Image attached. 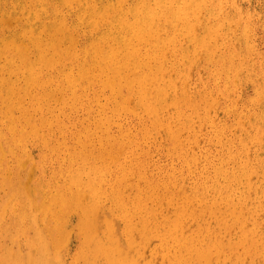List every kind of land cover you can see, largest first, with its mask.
Here are the masks:
<instances>
[{
  "label": "bare ground",
  "instance_id": "6f19581e",
  "mask_svg": "<svg viewBox=\"0 0 264 264\" xmlns=\"http://www.w3.org/2000/svg\"><path fill=\"white\" fill-rule=\"evenodd\" d=\"M2 1H1V3H2ZM31 1L33 2V0H31ZM37 1L39 3L41 2V0H37ZM43 1L44 0H42L41 4L43 3ZM69 1L70 0H63L64 3H68ZM71 1H74V0H71ZM152 1H154V4H151V2H149L148 0L147 1L146 0H135L134 1L135 4L132 3V6H133L132 10L134 13V19H128L130 17L126 18V15H125L126 11L124 13H122L124 11V9H122L123 10L122 12L118 9H114L113 8L114 4L111 7V5H110L111 1L109 0V4L104 6L103 11H105V12L111 11V12L109 14L105 15V13L102 11L105 16H103V14L100 13L101 14L100 17L102 16L101 17L102 19H103V17L104 18L106 17L108 19V22H107V19L106 20L104 19L106 21V22H104L105 26L103 25L105 28H102L101 33L97 37V40H99L98 38L102 37L99 41V42H101L100 44H102V45H103V43H105V45H106L107 41H113L114 46L112 47L111 52L106 51V47H104L105 45H103V48H101L99 46L100 44H98V42H96V43L94 41H93L94 43L90 42V40L92 39L91 38L90 40H88V43H86V46H85L84 50L82 51L84 55L82 57V60H80L81 62L77 63L78 64L77 65L78 66L77 72H74L72 70L71 72L67 73L65 76L63 75L64 77L62 78V84L60 82H58V79H56L55 77L54 78L50 77L47 74V71H49L50 69H51V71L53 69H55L56 63L58 64L59 60L57 61V58L55 59L52 56H48V55L44 56V53H46L47 51L44 52L46 48L44 49V51L43 50L41 51V46H42V43H41L42 40L41 39H43V38H41V32L43 31L42 29H45V27H43L41 29L42 30L41 32L39 31V29L37 30V28H34L35 25L33 26L32 24L35 21V19H37V15L32 13L30 7L25 6L26 8H29V11L25 10L23 16L25 15L28 19V24L26 26H28V25H30V26L26 27L24 29L28 30L33 35V37H34L33 41H35V43L34 42L33 43H34V45L35 44L38 45V47L37 46H35V47H37L39 54H41V53H43V54H41L40 56H37V58L34 61H33V59L30 58L33 61V63L32 62L29 63L30 61H28L26 59L24 52H23V54H21V52H19L17 50V48L19 46L17 44L15 45L16 42H14V43L12 42L13 44L12 45L10 44V45H11V47L13 46L12 47L13 50L11 51V53H9L10 56L9 57L7 56L8 57L7 62H8L9 70L10 69L14 70V68L16 66H19L20 63H22V62L23 63L26 62L27 64L28 63L30 64V65L28 64L27 68H26V66H25V68H24V66L22 67L24 69L19 68L18 71L21 69L20 74L22 73V75L24 76L23 78H24L25 84L23 86L25 87V89H23V90H26V92L27 91L30 92L31 90L33 91V87L36 89V93L33 94V99H35L34 101H35L36 110L39 113L40 112H42V113L50 112L52 110L53 103L59 101L61 103L60 106L62 108L63 107L67 108L70 112L71 111L72 112L78 111L79 109L78 110H76V109L79 106V107L87 110L89 113L96 111V110H99L104 114V116L101 118L100 123L97 122L98 125L96 123L92 124L93 129L91 128L90 125H88L86 120L80 121L82 123V125L80 126V128L77 131H73V132H70L67 127L61 126L59 130L61 131V134H63V137L68 139V143L72 142L71 145L66 144L65 147H61L60 145L63 143H66V142H59L58 140L56 141V143L53 141L47 142L46 141V140H48L47 137H45V136L43 137V135L41 136L39 134V131L41 129L38 130V127L39 128L46 127L47 122L45 119H42L39 121H32L31 117H33V116L35 117L36 112L34 113L33 116H31L28 109L25 108V109H23L22 115L20 117H16L14 115L15 109L19 107V105H18L19 102L15 98L17 92L14 93V84L12 83L13 80H10V79L6 80L4 78L0 79V189H2L4 191V196L0 197V264H63L62 262H64V261H61V260H63L62 258L60 259V257H62V255L61 256L59 255V254H61L59 250H61V248L63 249V247H65L67 245V237L68 236H67L66 227H68V226H66V224H67V219H69L67 217H68L69 213L75 209L80 211L79 212L80 218H79L78 230H79V235H80L79 237L81 239V244H80V248L77 252V260L78 261L82 260L81 261L82 264H97V261L99 259H102L103 261H105L106 264H140V263H142V262H139L140 261L139 260L140 256L138 257L139 251H138V253L136 251H134V256H130V254H129L130 252L132 253V250H134V248L136 246L134 241L138 240L135 238L133 241V239H132L133 231L136 228H137L136 230H139L142 232V235H144L145 240H148L151 236H154V235H158L162 238V240L165 242V243L164 242H162V243L166 244V248L168 249V252L165 255L166 256L165 259L169 260L170 264H220L222 262L221 259L224 258L223 256L225 255V253L222 255L223 252H227L226 250L230 251V249L232 251L236 249L237 246H233V244H229V245L225 246L224 244H222L221 240L217 239L218 238L217 236H219L220 232L222 231L221 229H219V230H221V231H219V234L217 233V234L213 235L212 233H214V231L218 232L217 230H215V228H214L212 233H211V228L209 229L210 231L208 230V228H206V229L204 228L205 231H208V233H207L208 235L205 233V235H207V236L202 237L201 231H203L202 227L205 224L202 227L200 225L199 229L197 230V232L194 235H192V234L187 235V236L184 235V227L186 224L185 218L187 216L193 217V215H194L193 211H191V204H192L191 203V197L183 194L181 191L182 188L179 191H177V188H176V185L174 182V178L172 176L167 175L163 178H159L160 180L155 179V178L151 179L150 181L146 180L145 186H143V187L138 186L137 187V193H135L134 196H131V197L128 195L126 196L125 191H126V189H128V188H126V179H127V176L132 172V170L130 171V170L125 168L127 163L122 158V154H124L122 152V150L124 152H126V154H124V157L129 155L127 158L134 155V150H127L126 151L127 147H129L130 144L128 142L127 143L123 142V141L119 140L118 138L112 139V137L110 135H109L108 139L100 140L99 143L96 142L95 136L98 135V132L100 131V130H98V127L104 126V125H111L114 122V117L108 116L106 114V109L108 107L99 103L100 101H97V94H96L97 92H100V94L101 93L104 94V93H106V89L108 92H110L109 99L113 98L114 104H115L112 106V111L114 113H117L122 109H125V103L127 104L128 97H130L133 94L136 95L137 100H138V106L140 107V109L145 114H147L145 125L148 129H150V127H157V126L161 125L162 119L161 120L159 119V114L169 104H173L177 108H179L178 105H181L185 109V111H188L187 109H190L191 110V117L190 118H192V119H190V122H193L194 119H196L197 122L199 121L201 123L204 121L208 122L209 121V118H208L209 113H207V112L209 110V107L212 108V106L215 105L214 102L217 101L218 97L215 98L214 95H213V97H211L212 95L211 96L209 95L211 97V98H209L208 94L206 92H201V91L198 94L194 93V94H196L194 96L193 95L192 96L184 95L183 98H180V99H178L175 96V94L171 95V93L168 92V89H172L173 87H171V85H169V88H165V86H163L160 83L162 77L164 78V74H165L164 68L162 67L163 69H161V70H160V68H157L156 71L154 70V67L157 65L154 63V61L159 62L164 56H166V52L164 50H162V48L161 49L155 48L151 52V48H147L146 46H145V52H143L141 45L144 44V42L148 43L149 40H153L155 33L158 32V34H159L158 30L162 29L160 27L155 26L156 24L160 23V22L157 23V21L156 22L154 21L156 15H157V13L155 11H157V12L160 11L162 14V13H167L166 11L168 10V8L171 9V8L175 7L176 10H175L174 15H173L175 22L172 24V27L174 29H178V27H181L182 30L185 32V34H187L189 36L190 40H192L195 43V48L193 50L186 49L185 51H183V49H182V51L184 52V56L187 58L190 56L193 58L194 55L198 56L197 53L199 52V49H200V51H203L207 55L208 59H211V56H212L211 48H212V45H214L213 44L214 41H212V40L215 39L216 34L220 35V34L224 33V34L230 35V33L232 31V27H231L232 22H237V21L243 22L241 19V16H240V11L238 10L239 7L235 3L236 0L235 1L233 0L232 3H228L229 1H227V0H152ZM4 2H6V1L4 0ZM85 2H86L85 8L88 5H90V8H91V9L89 8L91 10L90 14L91 15L95 14V16L99 17L98 15H96V12L99 9L96 10L97 6L95 7L92 3V2H94V0H90V1L86 0ZM105 2H104V4H105ZM11 3H13L14 6H16L15 5L16 3L15 4H14V2H11ZM45 3H46V1H45ZM64 3H61V4H64ZM170 3H171V5H170ZM174 3H175V6H174ZM27 4H29V3H26V5ZM57 4H58V2H57ZM97 5H98V3H97ZM115 5H116V6H114L115 8L116 7L121 8L120 7L121 5L117 6L116 0H115ZM122 5H123V2H122ZM219 5H221L223 7L220 8ZM0 6H1V4H0ZM41 6L43 7V5H41ZM13 7H11L12 10L15 9V7L14 8ZM25 7L23 8V10L25 9ZM61 7H64V6L62 5L59 8H61ZM225 7L227 8V11L229 14H225V11L223 13V10L225 9ZM19 8H21V7H19ZM80 8L82 9V7H80ZM222 8H223V10H222ZM32 9H33V7H32ZM41 9L45 10V7L41 8ZM155 9H157V10H155ZM15 10H17V9H15ZM70 10H71V8H70ZM82 10H84V9H82ZM203 10L204 11L206 10L211 15V17H210L211 18L210 21H212L211 24H206V22L204 23L203 20L200 18V12H202ZM57 11H58V9H57ZM61 11L62 10H60V12ZM1 12H3V11L1 10ZM46 12L44 15H46ZM66 12H68V11H66ZM170 12L172 13V11H170ZM34 13H35V11H34ZM63 13H64V11H63ZM86 13H89V12H86ZM171 13L170 14L168 13L167 16L171 15ZM20 14H22V13H20ZM38 14H40V13H38ZM1 16H3V15H1ZM49 16H50V14H49ZM14 17H15V15H14ZM74 17H76L75 12H74ZM51 18L52 17H50V19ZM160 18H161V16H160ZM207 18H208V16H207ZM1 19L2 18H0V20ZM20 19H22V16ZM94 19H97V18H94ZM5 20H7V19H5ZM63 20H64V18L62 20H59V21L63 22ZM206 20H208V19H206ZM92 21H94V20H92ZM43 22L45 23L46 21H43ZM81 22H83V21H81ZM90 22H91V20H90ZM90 22H88V23H90ZM96 22H98V21H96ZM165 22L169 23L170 18H169V22H167V20ZM165 22H163V23H165ZM154 23H156V24H154ZM91 24H93V23L91 22ZM74 25L75 24H73V26ZM83 25H81V26H83ZM198 25L201 26V29H200L201 33L199 32L200 33L199 35H198V33L194 34L193 32H191V29L193 27L197 28L196 26H198ZM5 26H6V24L3 27H5ZM51 26H53V25H51ZM64 26H65V24H64ZM64 26H63V28H64ZM94 26H95V22H94ZM94 26L92 29H94ZM169 26H170V24H169ZM246 26H247L246 24H243V28ZM0 28H2V27H0ZM70 28H71V26H70ZM75 28H76V25H75ZM80 28H82V27H80ZM71 29H73V28H71ZM62 30H61V33L64 32ZM163 30L164 29H162V31ZM180 30H178V32H176V33H179ZM24 31H23V33H24ZM78 31L80 32V30H78ZM84 31H85V29L83 28L82 32H84ZM165 31H166V29H165ZM29 32H28V34H30ZM58 32H59V30H58ZM90 32H92V31H90ZM46 33H48V31ZM84 33H86V32H84ZM160 33H161V31H160ZM25 34H23V36ZM54 34H52V32H51V34H50L51 36L48 35V36H50L51 39H53L52 41L50 40L51 43H48V44H51L50 46L53 47V49L55 51V52H53V54L54 53L58 54L57 52H59V50H58L59 44H60L59 42H61V39L59 37L61 35L56 37ZM64 34L65 35H63V36H66V34H68V32H66ZM171 34H172V32H171ZM18 36H20V35L18 34ZM11 37H13V34ZM22 37H21V39H22ZM75 37H76V35H75ZM71 38H72V36H71ZM218 38H219V36L217 37V39ZM0 39H2V38H0ZM24 39H25V37H24ZM29 39L32 41L31 36L29 37ZM46 39H47V37H46ZM72 39H70V41H72V43H73L74 39L73 40ZM6 40H8V39L6 38L5 42H6ZM9 40H11V39L9 38ZM40 40H41V42H40ZM229 40L231 41V39H229ZM11 41H13V40H11ZM26 41H28V39ZM26 41L24 42L23 45L29 44V43H26ZM75 41H77L76 43H78V40H75ZM0 42H2V41L0 40ZM17 42H18V40H17ZM44 42H45V40H44ZM113 42L111 44H113ZM9 43L10 42L8 41L7 42V49L10 48ZM45 43L43 44L44 46L46 45ZM76 43L71 45V47L73 46V49H74ZM170 43L172 44L173 41L171 40L169 42V44ZM230 43L231 44L228 46H230L231 48L230 49L227 48L228 51L224 55H225L226 59H232L233 58V60H234L236 57L237 48H236V45L232 44V42H230ZM20 44H22V41H20ZM4 45H6V44H3L2 46H4ZM177 45H178V42H177ZM222 45L224 46V43ZM64 46H65V44H64ZM4 47H2L1 49H3ZM20 47H22V46H20ZM20 47H19V49H22L24 46L22 48H20ZM27 47L28 46H26L25 48H27ZM214 47H216V46H214ZM176 48H177V46H176ZM219 48H218V50H219ZM7 49H6V51H9V49L8 50ZM47 49H48V47H47ZM73 49H71V50H73ZM214 49H212V50L214 51ZM28 50H29V47L27 48V52H26L27 54L29 53ZM76 50H77V48H76ZM24 51H26V50H24ZM66 52H67V50H66ZM69 52H71V51L69 50ZM215 52H216V50H215ZM219 52L220 51H218V53ZM48 53H51V52H48ZM48 53H46V54H48ZM62 53H63V51H62ZM169 53H170V51H169ZM239 53L240 52H238L237 54H239ZM67 54L69 55V53H67ZM80 54L82 56V53H80ZM219 54H222V53H219ZM75 55H74V57H75ZM213 56H214V53H213ZM203 57H205V56H203ZM27 58H29V57H27ZM76 58H78V57H76ZM182 58H183V56H182ZM3 59H4V57H2V60ZM196 59H197V57H196ZM233 60L231 62H233ZM182 61H183V59H182ZM202 61H204V59ZM212 61H213V59H212ZM212 61H210V62H212ZM5 62L6 61H4L3 63L5 64ZM73 62H75V61H73ZM59 63L61 64V62H59ZM168 64H170V63L168 62ZM216 64H218V62ZM245 64H246V62L244 63V65ZM23 65H25V64H23ZM178 65H179V63H178ZM244 65L238 64V63L237 64L231 63V67L229 66V68H228V66H227V68L233 69L234 72L238 74L239 70L242 73V70L244 69ZM2 66H3V64H2ZM4 66H5V68L7 67L6 64ZM37 66H39V68H37ZM68 66H69V64H68ZM162 66H164V65H162ZM172 67H170V68H172ZM175 67H177V66H175ZM224 67H225L224 65H221L220 70H221V68H224ZM191 70L192 69H190V72H191ZM218 70H219V68L217 69V72H218ZM248 70L249 71L246 75L247 76L246 78H248L250 76L249 74H251L252 72L254 73V71H255L251 67ZM18 71H17V73H18ZM180 71H181V68H180ZM171 72H172V70H171ZM245 72H243V73H245ZM0 73H1V68H0ZM3 74H2V76H3ZM175 74H176V72H175ZM184 74H186V73H184ZM14 75H16L15 72H14ZM211 75H214V74H211ZM219 75H220V73H219ZM223 75H221V76H223ZM227 76H228V74H227ZM252 77H254V76H252ZM23 78H21V79H23ZM65 78H66V82H68V83H64ZM228 78H230V76L227 77V79ZM11 79H13V78H11ZM18 79H19V77H18ZM215 79H216V76H215ZM241 79H240V81H241ZM234 80H235V78H234ZM177 81H176V84H177ZM251 81H253V79ZM202 82H203V80H202ZM206 82H209V81H206ZM214 82H215V80H214ZM226 83H227V81H226ZM20 84H21V82H20ZM20 84H17V85L20 86ZM255 84H256V82H255ZM90 85L93 86V89H89L91 87ZM15 86H16V84H15ZM178 86H179V84H178ZM190 86H191V83H190ZM198 87H199V85H198ZM209 87H207V88H209ZM258 87H259V85H258ZM17 88H18V86H17ZM30 88H32V89H30ZM211 88L213 89V87H211ZM262 88H264V86ZM262 88H260V89H262ZM59 89H61L60 93L63 95V97H64L63 99L60 96H59L60 98L59 97L57 98V95L60 94V93L58 94ZM190 89H192V88H190ZM235 89H237L236 86H235ZM89 90H92V91H89ZM26 92H24V93H26ZM183 92H184V89H183ZM191 92L193 93V91H191ZM210 92H211V90H210ZM260 92H262V91H260ZM91 93H94V94L91 95ZM177 94H179V93L177 92ZM210 94H214V93L211 92ZM260 94L261 93H259V96H260ZM30 95H31V93L28 95V97ZM85 95H91V96H89L86 99V101H84V105H82L81 103L84 100ZM239 95L240 94H238L237 96H239ZM20 96H23L22 93ZM217 96H219V95H217ZM17 98H19V97H17ZM222 98H224V97H222ZM259 98L263 99V101H264V98H261V97H259ZM103 99L104 98H102V100ZM24 100H25V98H24ZM26 100L23 101V99H22V103L26 102ZM137 100H136V103H137ZM256 100L258 101V99H256ZM132 101H134V100H132ZM259 101H261V100H259ZM29 102H31V101H29ZM251 102L254 103V101H251ZM130 103H131V101H130ZM231 103H234V101ZM132 104L134 105V102H132ZM254 104H253V106H254ZM261 104L263 105V103H261ZM21 105H24V104H21ZM55 107H56V105H55ZM28 108H30V107H28ZM231 108H232V106H231ZM227 109H229V108H227ZM135 110H137V109L135 108ZM250 110H251V108H250ZM253 110H254V108H253ZM32 111H34V109ZM253 112H251V113H253ZM257 112H259V111L257 110ZM165 113H167V111H165ZM260 113H262V112H260ZM138 114H140V113H138ZM233 114H235V113H233ZM177 115L180 116L181 111H179L177 113ZM246 115H247V113H246ZM120 116H121V114H120ZM152 116L154 117L153 120H152ZM249 116H251V115H249ZM253 117H254V115H253ZM60 118H62V117H60ZM231 118H230V120H231ZM57 119H59L58 116H57ZM246 119H245V121H246ZM257 120H259V119H257ZM261 120H262V116H261ZM60 121H62V120H60ZM219 121H221V120H219ZM58 122H59V120H58ZM243 122L244 121H241L242 124H243ZM51 123H49V124L51 125ZM217 123H218V121H217ZM217 123H215V124H217ZM223 123H225V122H223ZM257 123H259V122H257ZM262 123H263V121H262ZM262 123L260 125H262ZM251 124H253V123H251ZM77 125H79V124H77ZM186 125H185V127H186ZM33 127H35V129ZM240 127L242 128L241 124H240ZM180 128L175 129L172 125H168L167 132H168V140H169L170 144L173 145V147L175 149H178L179 152L182 153L183 147H182V145L179 146V143H178ZM194 129H196V128L194 127ZM247 129L248 128H246V130ZM53 130H54V128H53ZM263 130H264V128H263ZM190 131H192V130H190ZM258 131L260 132V129ZM210 132H211V130H210ZM242 132H244V131H242ZM109 133H110V131H109ZM120 133L122 134V137H125V136L128 137L130 132L122 130ZM234 134H235V132H234ZM262 134H263V132H262ZM166 135H167V133H166ZM183 135H184V133H183ZM131 136H133V135L131 134ZM197 137H198V135H197ZM224 138H225V136H224ZM132 139H133V137H132ZM242 139H244V138L242 137ZM261 139H262V136H261ZM30 141L35 142L40 148L42 147V149L47 148L49 150V152L42 151L40 153V156H38L40 159L37 162H35L33 160L32 155H30L31 152L28 151V149H27V147H28L27 144ZM130 141H132V140L130 139ZM182 141H184V140H182ZM253 141L255 142V140H253ZM33 142H32V144H33ZM29 144H31V143H29ZM97 144H100V146L99 147L96 146ZM252 144H253V142H252ZM183 146H185V145H183ZM215 146H216V144H215ZM233 146H235V145H233ZM210 147L212 148L213 146H210ZM189 148H191V147H189ZM261 149H262V154H263L261 156H263V157L257 158L259 160L256 162L259 163V165H258L259 167H257V168H260V171H261L260 173H262V172L264 173V148L262 147ZM233 150H235V148ZM249 151H250V149H249ZM189 152H191V151H189ZM248 154L250 155V153H248ZM256 155L257 154L255 153V156ZM253 156H254V154H253ZM250 157L251 156H249V158ZM186 159H187V157H186ZM48 160H50L53 163L59 164V166H58L59 169L57 167H54L55 169H52L53 171H51L52 173H51V175L49 174L50 175L49 177L46 176V172L44 169L45 168L44 164H46V162L48 163ZM238 160H239V158H238ZM11 161H13V163H10ZM146 161H147V159H146ZM198 164H199V162H198ZM204 164H206V163H204ZM234 165H235V163H234ZM146 166H145V168H146ZM253 167H254V165H253ZM150 168L151 167H149V169ZM230 168H231V166H230ZM117 169L119 170V172L114 175V181L111 183V185H108V187L105 190L110 191L108 195H109L110 199L113 201L112 202L113 205H115L114 208L116 211H118L119 216L125 222L124 234L127 236V238H125L127 246H124L125 245L124 244L123 247H127V249L131 250L129 253L126 250L125 251L123 250L125 248L121 247L120 242H119L121 240L120 238H118V241L114 239L115 235H117L116 233L118 232V231L116 232V229H115V227H117V226L114 227V224L117 222V219L113 217V220L115 221L114 224L111 221L107 220V218L104 220L105 222L102 223L103 218L99 219L98 216H96L97 204H98V202L100 203L102 198L104 197V192L102 191V188H103L102 185L104 186L105 181H107L106 178L108 177L109 172L110 171L114 172V170H117ZM36 170L39 171V174H36ZM147 171L148 170H146V172ZM183 171L185 172V170H183ZM225 171H227V170H225ZM135 174H136V172H135ZM137 174L141 176L142 172L138 171ZM153 174H154V172H153ZM232 179H233V185H234V187H235V185H237V189H238V185H240V184L249 185V183H250V182H248V179H247L246 167H244V166L241 168V170H240V172H238V174L233 175ZM245 179H246V182H244ZM136 181H137V179H136ZM255 181H254V183H255ZM140 183L142 184V181ZM257 183H259V182H257ZM141 184L138 183V185H141ZM262 184L264 185V182H262L261 185ZM213 186H214V184H213ZM174 187L176 188V190H173ZM253 187H254V185H253ZM258 187H259V185H258ZM252 189H254V188H252ZM223 193L224 192H222V194ZM86 195H88V197L90 199L88 204H85L87 202L82 203V201L84 200ZM189 195H190V193H189ZM196 195H197L196 192H194V196H196ZM209 196H210V194H209ZM223 196H222V199H223ZM230 196L232 197V194H230ZM238 197H239V195H238ZM240 197H241V195H240ZM245 197H247V196H244V198ZM260 197L263 198L264 195L260 196ZM241 198H243V197H241ZM241 198H240L239 204H237L235 206V207H237L236 209L239 210L238 215H237V213L233 214L232 216L234 218V221L232 219L233 222L231 223V220L229 219L230 220L229 223L240 225V228H242V231L240 230L241 231V234H240L241 237H240V240L238 242V245H243L244 253H239L238 256H236V258L234 259V262L232 264H244L245 263L244 259H246L247 257H249V258L251 257L250 259L253 260V258L256 257L255 256L256 253H258V251L261 249V247H263V249H264V232L262 233V229H261L262 235L259 233L260 238L258 237L256 232L247 233L244 229V228H246L247 225H245V227H244V219H243V216H244L243 213L244 212H242V211L245 210L244 209L245 206L243 207V202H241ZM86 200H87V198H86ZM196 200H197V198H196ZM236 200H235V202H237ZM245 200H244V202H245ZM255 200H256V198H255ZM260 200L262 201V199H260ZM149 201H152L155 203H161V204H163V207H165V205H164L165 203L170 204L175 208L176 211H175L173 216L167 217L164 222H162V221L160 222L159 221L160 215L158 214L157 208L153 207L152 205L148 206L147 203ZM209 201H210V198H209L208 202ZM228 202H229V200H228ZM252 202L254 203V200ZM213 204H217V201H214ZM261 204L262 203L260 202V205ZM223 205H222V207L225 206V205L224 206ZM249 205H250V203H249ZM201 206H202V204H201ZM212 206H214V205H212ZM204 207H206V206H204ZM242 207H243V209H242ZM260 207L263 210V205L259 206V208ZM104 208H105V206H104ZM102 209H103V207L100 210H102ZM161 209H163V208H161ZM224 209H225V207H224ZM250 209H248V210H250ZM248 210H247V212H249ZM257 210H259V209L257 208ZM194 211H195V209H194ZM259 211H261V210H259ZM107 212H108V210H106V215H107ZM247 212H246V214L249 215L250 212L249 213H247ZM103 213L105 214V211H103ZM108 213L110 214V212H108ZM222 213L225 214V212H222ZM257 213H258V211H257ZM109 214L107 216H109L108 218L111 219V216H110L111 214L110 215ZM241 214L243 215L242 217H241ZM161 215H162V213H161ZM8 216H9V219L7 220ZM229 216H230V214L228 215V217ZM101 217H105V216L102 215ZM259 217H260V215H259ZM216 218H218L220 221L223 217L220 218V216H218ZM254 218H255V216H254ZM190 219H191V217H190ZM190 219L188 218V220H190ZM98 220H101L100 223ZM134 220H136L135 221L136 226L133 224ZM206 220H209V219H206ZM248 220H250V219L248 218ZM245 221H247V220L245 219ZM254 221H255V219H254ZM68 222H70V221H68ZM193 223H195V222H193ZM69 224L71 225V223H69ZM220 224L225 225V222L223 221V223H220ZM100 225H101V228L103 225V230L100 229ZM116 225H118V223ZM227 226L225 225L226 229H227ZM221 227H224V226H221ZM256 227H258V226H256ZM256 227L254 226V228H256ZM254 228H252V230ZM228 229H229V226H228ZM233 230H232V232H233ZM257 230H258V228H257ZM247 231H248V228H247ZM30 232H33L35 237H33V236L31 237V235H29ZM222 232H224V230ZM70 234H69V236H71ZM211 234L213 235L212 237H211ZM136 235H137L136 237L138 238V233ZM21 236L26 237V241L24 240V242H22V243L26 244L25 246L27 247L28 250L26 252H23L19 248L18 251L17 250L12 251V249L8 247V237H10L11 240L14 241V240L19 239ZM237 237H238V235H237ZM261 241H262V246H261ZM117 243H118V245H117ZM263 249H261V250H263ZM61 251H63V250H61ZM239 251H240V249H239ZM62 254H64V251ZM257 259H258V257H257ZM254 262H255V260H254ZM251 263H252V261H251ZM145 264H146V262H145ZM262 264H264V255H263Z\"/></svg>",
  "mask_w": 264,
  "mask_h": 264
},
{
  "label": "rangeland",
  "instance_id": "374dc122",
  "mask_svg": "<svg viewBox=\"0 0 264 264\" xmlns=\"http://www.w3.org/2000/svg\"><path fill=\"white\" fill-rule=\"evenodd\" d=\"M0 0V14L3 15L0 18H2L0 21V39L2 42H0V49L2 47H4L3 49L0 50V68H1V73H0V79H10L13 80L12 83L14 84V93H16V99L19 102L18 105L19 107L15 109L14 111V115L16 117H20L22 115L23 109H28L29 113L31 116L34 115V113L36 112L35 117H31L32 121H39L42 119H45L47 122V126L46 127H42L39 128V134L43 137H47L48 140H46L47 142H55L58 140L59 142H66L61 144V147H65L66 144L71 145L72 142L68 143V139L63 137V134H61V131L59 130L60 127H67L68 130L70 132L73 131H77L80 126L82 125V123L80 121L86 120V122L88 123V125L91 126L92 128V124L96 123H100L101 118L104 116V114L99 111H93L91 113H89L87 110L81 108V107H77L76 110L78 111H69L67 108L65 107H61L60 106V102H54L53 103V107L52 110L50 112H46V113H42V112H38L35 108V99H33V94L36 93V89L33 87V91L31 92H26L25 87L23 86L25 84L24 81V76L22 75V73L20 74L21 69H24L25 66L26 68L28 67L29 63H33V61L37 58V56H40L41 54H39L37 47L38 45H34L35 41L33 35L26 29V27H29L30 25L26 26L28 24V19L24 14L25 10L29 11V8L26 7H30L31 11L33 14L37 15V19H35V21L33 22V26L34 28H37V30L39 29V31L41 32V40L40 42L42 43L41 46V51L45 49L44 52L48 53H44V56H52L55 59L57 58V61L59 60V62H61V64L58 62V64L56 63V67L55 69H53L51 71V69L49 71H47V74L50 77H55L56 79H58V82H60L62 84V78L69 72H71L72 70L74 72H77L78 70V64L80 63L83 57V50L86 46V43H88V40H90V42H98V44H100L101 42L100 38H98L99 40H97V37L99 36V34L102 31V28H105V24L104 22H106L105 20L107 19L106 17L103 19L100 17V13L103 14V16L109 14L111 11L109 12H105L103 11V8L105 5L109 4V0H94L93 5L96 7V10L99 9L96 12V15H98L99 17L94 15H91V8L90 5H88L86 8V0H74V1H69L68 3H64L63 0H44L43 3L41 4V2L39 3L37 0H33V2L31 0H5L6 2H4V0L2 1ZM46 1V3H45ZM90 1V0H89ZM106 1V2H105ZM110 5L114 9H118L121 12L123 11L122 9H124V11L122 13H125L126 18L128 19H134V13L132 10V3H134L135 0H116V4L117 6L121 5L119 7H114L115 5V0H110ZM123 5H122V2ZM147 1V0H146ZM149 2H151V4H154V1L152 0H148ZM229 1L228 3H232L233 0H227ZM235 1V0H234ZM239 1V2H238ZM16 6L13 5V3ZM29 3L26 5V3ZM51 2V3H50ZM58 2V4H57ZM105 2V4H104ZM118 2V3H117ZM129 4H128V3ZM45 3V4H44ZM64 3V4H61ZM98 3V5H97ZM236 5L239 7L238 10L240 11V16L243 22H232L231 27H232V31L229 34H216V36L218 35L219 38L217 39V37L215 36V39H213L212 41H214V45H212L211 51H212V56L214 53V56H211V59H208L207 55L203 52L200 51L197 53L198 56L194 55L193 58L190 57H185L184 56V52L186 49H191L193 50L195 48V43L190 40L189 36L187 34H185V32L182 30L181 27H178V29H174L172 27V24L175 22L173 15L175 12V7L171 8L166 11L167 13H162L160 11H155L157 13L156 17H155V22L157 21V23L155 26L156 27H160L162 29H164L162 31V29H159V34L158 32L155 33V36L153 38V40H149L148 43H145L141 45L142 47V51L145 52V46L147 48H151V52L157 48V49H161L164 50L166 52V56H164L159 62L154 61L155 64H157L154 67V70L156 71L157 68H160L165 70V74H164V78L162 77L161 79V84L163 86H165V88H169V85H171V87H173L172 89H168V92L172 94H175V96L180 99L183 98L184 95H189V96H194L198 93L201 92H206L208 94V97L211 98L214 97L217 98V101L214 102V106L209 107V110L207 113L208 114V118L209 121L208 122H197L196 119H194L193 122H190V118L191 117V110L187 109L188 111H185V109L181 106L178 105L179 108H177L175 105L173 104H169L167 105L159 114V119L161 120V125L157 126V127H150V129H148L145 125L146 122V117L147 114H145L140 107L138 106V100L136 95H131L130 97H128V101L127 104L125 103V109L120 110L117 113H114L112 111V106L115 105L114 104V99L111 98L109 99L110 96V92L107 91L106 89V93H101L97 92V101H100L99 103L103 104L104 106L108 107L106 109V114L108 116L114 117V122L111 125H104V126H99L98 130H100L98 132V135L95 136L96 142L99 143L100 140H106L109 138V135L113 138H118L119 140L123 141V142H128L130 145L129 147H127V150H134V155L127 158L129 155L124 157V154H126V152H124L122 150V152L124 154H122V158L123 160L126 161V166L125 168L128 170H132V172L127 176L126 179V191H125V195L127 196H134L135 193H137V187H143L146 184V180H151V179H158L159 178H163L167 175L172 176L174 178V182L177 188V191H179L181 188V191L183 194L188 195L191 197V211H193L194 215L192 216H187L185 218V227H184V235H194L197 230L199 229V226L201 225L203 231H201L202 233V237H206L208 234V231H205L206 228H208V230L211 228V233L213 232L214 228L215 230H217L218 232L214 231V234H219V231H223L224 232H220V237L217 236L218 240H221L222 244L229 245V244H233V246H237L235 250H226L227 252H223L222 255L225 253V255L223 256L224 258H222V262L220 264H232L234 262V259L236 258V256H238L239 253H244L243 249V245H238V242L240 240V234L242 231V228H240V225H236V224H231L234 221L233 218V214L238 215L239 210L236 209L237 207H235L237 204H239L240 202V198H241V202H243V207L245 210H243L242 212L243 215L241 214V217L243 216L244 219V227L245 225L246 228L245 231L247 233L249 232H256V234L258 235V237L260 238L259 233L262 235V233L264 232V197H260L264 195V185L261 183L264 182V173H260V168L259 167V163H257L256 161H258L259 157H263L261 155L262 154V147L264 148V101L261 98H264V88H262L264 85V0H236ZM22 4V5H21ZM34 4V5H33ZM53 4V5H52ZM72 4V5H71ZM128 4V5H127ZM24 5V6H23ZM41 5H43V7H45V10L41 9L43 8ZM45 5V6H44ZM58 5V6H57ZM64 6L59 8L60 6ZM79 5V6H78ZM81 5V6H80ZM101 5V6H100ZM171 5V3H170ZM173 5V4H172ZM15 7V9H11V7ZM23 6V7H22ZM26 6V7H25ZM69 6V7H68ZM84 6V7H83ZM103 6V7H102ZM128 6V7H127ZM175 6V3H174ZM220 8L223 7L221 5H219ZM13 7V8H14ZM21 7V8H19ZM25 7V9L23 10V8ZM33 7V9H32ZM54 7V8H53ZM76 7V8H75ZM80 7H82V10ZM123 7V8H122ZM36 10H35V9ZM40 8V9H39ZM71 8V10H70ZM90 8V9H89ZM102 8V9H101ZM10 9V10H9ZM20 9V10H19ZM38 9V10H37ZM47 9V10H46ZM58 9V11H57ZM65 9V10H64ZM73 9V10H72ZM75 9V10H74ZM89 9V10H88ZM101 9V10H100ZM230 9V8H229ZM241 9V10H240ZM1 10L3 12H1ZM6 12H5V11ZM23 10V11H22ZM35 13H34V11ZM40 10V11H39ZM60 10H62L60 12ZM157 10V9H155ZM223 10V8H222ZM47 11V12H46ZM64 11V13H63ZM68 11V12H66ZM105 15H104V13ZM172 11V13L170 12ZM225 11V14H229L227 11V8L225 7V9L223 10V13ZM46 12V15H44ZM55 12V13H54ZM58 12V13H57ZM66 12V13H65ZM74 12H75V16L74 17ZM89 12V13H86ZM6 13V14H5ZM22 13V14H20ZM40 13V14H38ZM63 13V14H62ZM69 13V14H68ZM130 13V14H129ZM170 14L169 16H167V14ZM9 14V15H8ZM22 16V19L21 16ZM50 14V16H49ZM83 14V15H82ZM86 14V15H85ZM128 14V15H127ZM251 14V15H250ZM15 15V17H14ZM55 15V16H54ZM60 17H59V16ZM63 17H62V16ZM205 15V16H204ZM49 16V17H48ZM83 18H82V17ZM161 16V18H160ZM208 16V18H207ZM251 16V17H250ZM7 19V20H5ZM7 17V18H6ZM18 17V18H17ZM24 17V18H23ZM49 19H48V18ZM50 17H52L50 19ZM60 19H59V18ZM85 17V18H84ZM88 17V18H87ZM211 15L205 10H203L202 12H200V18L203 20V22L206 24H211L212 21L211 20ZM39 18V19H38ZM63 20L59 21V20ZM78 18V19H77ZM82 18V19H81ZM91 18V19H90ZM97 18V19H94ZM100 18V19H99ZM169 18H170V22H169ZM11 19V20H10ZM26 21H25V20ZM43 19V20H42ZM55 19V20H54ZM88 19V20H87ZM99 19V20H98ZM105 19V20H104ZM162 19V20H161ZM208 19V20H206ZM252 19V20H251ZM5 20V21H4ZM13 20V21H12ZM57 20V21H56ZM76 20V21H75ZM93 24H91V22ZM94 20V21H92ZM101 20V21H100ZM104 20V21H103ZM167 20L166 23L165 21ZM25 21V22H24ZM40 21V22H39ZM43 21H46L45 23ZM54 21V22H53ZM56 21V22H55ZM60 23H59V22ZM66 21V22H65ZM68 21V22H67ZM80 21V22H79ZM83 21V22H81ZM98 21V22H96ZM3 22V23H2ZM24 22V23H23ZM42 22V23H41ZM70 22V23H69ZM72 22V23H71ZM75 22V23H74ZM85 22V23H84ZM90 22V23H88ZM94 22H95V26H94ZM101 22V23H100ZM108 22V19H107ZM165 22V23H163ZM49 23V24H48ZM63 23V24H62ZM80 23V24H79ZM162 23V24H161ZM6 24L5 27H3ZM42 24V25H41ZM56 24V25H55ZM65 24V26H64ZM73 24L75 25L73 26ZM84 24V25H83ZM97 24V25H96ZM107 24V23H106ZM170 24V26H169ZM243 24H246L247 26L243 28ZM9 25V26H8ZM53 25V26H51ZM83 25V26H81ZM104 25V26H103ZM158 25V26H157ZM166 25V26H165ZM39 28H38V27ZM42 26V27H41ZM47 26V27H46ZM64 26V28H63ZM73 28L71 29L70 28ZM78 26V27H77ZM94 26V29H92ZM108 26V25H107ZM162 26V27H161ZM21 27V28H20ZM43 27H45V29H42ZM50 27V28H49ZM61 29H60V28ZM82 27V28H80ZM90 27V28H89ZM169 27V28H168ZM197 28L193 27L191 29V32H193L194 34L198 35L201 33L200 29L201 26L198 25L196 26ZM251 27V28H250ZM11 28V29H10ZM83 28L85 29L84 32ZM89 28V29H88ZM97 28V29H96ZM172 28V29H171ZM3 29V30H2ZM19 29V30H18ZM42 29V30H41ZM63 29V30H62ZM70 31H69V30ZM87 29V30H86ZM96 29V30H95ZM166 29V31H165ZM182 31H181V30ZM7 30V31H6ZM24 33H23V31ZM59 30V32H58ZM61 30L64 31L61 33ZM68 30V31H67ZM80 30V32L78 31ZM179 33H176L178 32ZM247 30V31H246ZM15 31V32H14ZM48 31V33H46ZM92 31V32H90ZM161 31V33H160ZM168 31V32H167ZM22 32V33H21ZM28 32L30 34H28ZM54 34L56 37L60 36L59 38L61 39V42H59V52H57L58 54L54 53V49L53 47H51V41L53 39L50 38V34ZM68 32V34H66V36L64 33ZM72 34H70V33ZM79 32V33H78ZM170 32V33H169ZM172 32V34H171ZM196 32V33H195ZM200 32V33H199ZM5 33V34H4ZM21 33V34H20ZM27 35H26V34ZM58 33V34H57ZM75 33V34H74ZM165 33V34H164ZM13 34V37H11ZM18 34L20 36H18ZM23 34H25L23 36ZM44 34V35H43ZM50 36H48V35ZM158 34V35H157ZM182 34V35H181ZM68 35V36H67ZM76 35V37H75ZM180 35V36H179ZM224 35V36H223ZM23 36V37H22ZM31 36L32 41L29 39V37ZM44 36V37H43ZM74 39H72L71 38ZM93 36V37H92ZM158 36V37H157ZM165 36V37H164ZM185 36V37H184ZM4 37V38H3ZM22 37V39H21ZM25 37V39H24ZM47 37V39H46ZM90 37V38H89ZM163 37V38H162ZM250 37V38H249ZM6 40L5 42V39ZM9 38L11 40H9ZM77 38V39H76ZM186 38V39H185ZM223 38V39H222ZM227 38V39H226ZM28 39V41H26ZM70 39L73 40L70 41ZM158 39V40H157ZM181 39V40H180ZM221 39V40H220ZM231 39V41L229 40ZM4 40V41H3ZM15 40V41H14ZM18 40V42H17ZM30 40V41H29ZM45 40V42H44ZM51 40V41H50ZM78 40V43H76ZM96 40V41H95ZM156 40V41H155ZM173 41V43L169 44L170 41ZM10 42L9 45L13 44L14 42L15 45L17 44L19 47L20 46H24L22 49H19V47L17 48V50L19 52H21V54H25L26 59L28 61H30L28 64L26 62H22L20 63L19 66H16L14 68V70L8 68V62L7 59L10 56L9 53H11V51L13 50V46L11 47V45L9 46L10 48L9 51H6L7 49V42ZM20 41H22V44H20ZM26 41V43H29L28 45L24 44V42ZM50 41V42H49ZM151 41V42H150ZM167 41V42H166ZM5 42V43H4ZM13 42V43H12ZM31 42V43H30ZM34 42V43H33ZM65 46H64V44ZM93 42V43H94ZM113 41H107V44L105 45V43H103V45H105L104 47H106V51L107 52H111L112 47L114 46V42L113 44H111ZM178 42V45H177ZM232 42L233 45H236L237 48V52H236V57L233 60L232 59H226L225 57V53H227V48L230 49L231 47L228 46L230 45ZM46 44L45 46L43 44ZM76 43L74 49L73 46L71 47L72 44ZM175 43V44H174ZM211 43V44H212ZM219 43V44H218ZM224 43V46L222 45ZM3 44H6L4 46H2ZM68 44V45H67ZM85 44V45H84ZM110 44V45H109ZM147 44V45H146ZM165 44V45H164ZM169 44V45H168ZM227 44V45H226ZM33 45V46H32ZM100 44L99 46L101 48H103V45ZM112 45V46H111ZM180 45V46H179ZM182 45V46H181ZM218 45V46H217ZM222 45V46H221ZM26 46L29 47L28 50V54L27 52V48H25ZM32 46V47H31ZM37 46V47H35ZM69 46V47H68ZM83 48H82V47ZM177 46V48H176ZM216 46V47H214ZM226 46V47H225ZM253 46V47H252ZM35 47V48H34ZM48 47V49H47ZM64 47V48H63ZM71 47V48H70ZM81 47V48H80ZM109 47V48H108ZM185 47V48H184ZM220 47V48H219ZM25 48V49H24ZM33 50H32V49ZM68 48V49H67ZM77 48V50H76ZM108 48V49H107ZM170 50H169V49ZM215 48V49H214ZM217 48V49H216ZM219 48V50H218ZM224 48V49H223ZM7 49V50H8ZM51 49V50H50ZM73 49V50H71ZM79 49V50H78ZM81 49V50H80ZM179 49V50H178ZM183 49V51H182ZM214 49V51L212 50ZM223 49V50H222ZM4 50V51H3ZM22 50V51H21ZM26 50V51H24ZM63 53H62V51ZM65 50V51H64ZM67 50V52H66ZM69 50L71 52H69ZM168 50V51H167ZM178 50V51H177ZM216 50V52H215ZM3 51V52H2ZM37 51V52H36ZM76 51V52H75ZM80 51V52H79ZM172 54H170L169 53ZM218 51H220L219 54ZM223 51V52H222ZM225 51V52H224ZM75 52V53H74ZM238 52H240L239 54H237ZM62 53V54H61ZM69 53V55L67 54ZM82 53V56L81 54ZM175 53V54H174ZM200 53V54H199ZM4 54V55H3ZM7 54V55H6ZM51 54V55H50ZM76 54V55H75ZM179 54V55H178ZM205 54V55H204ZM218 54V55H217ZM28 55V56H27ZM30 55V56H29ZM36 55V56H35ZM56 55V56H55ZM61 55V56H60ZM66 55V56H65ZM72 55V56H71ZM75 55V57H74ZM171 55V56H170ZM8 56V57H7ZM65 56V57H64ZM174 56V57H173ZM183 56V58H182ZM205 56V57H203ZM221 56V57H220ZM238 56V57H237ZM2 57H4V59L2 60ZM7 57V58H6ZM29 57V58H27ZM64 57V58H63ZM72 57V58H71ZM78 57V58H76ZM197 57V59H196ZM261 57V58H260ZM33 59V61L31 59ZM63 58V59H62ZM74 58V59H73ZM172 58V59H171ZM174 58V59H173ZM225 58V59H224ZM260 58V59H259ZM6 59V60H5ZM61 59V60H60ZM71 59V60H70ZM180 59V60H179ZM183 59V61H182ZM193 59V60H192ZM196 59V60H195ZM204 59V61H202ZM213 59V61H212ZM221 59V60H220ZM224 59V60H223ZM70 60V61H69ZM186 60V61H185ZM191 60V61H190ZM199 60V61H198ZM223 60V61H222ZM233 60V62H231ZM236 60V61H235ZM238 60V61H237ZM255 60V61H254ZM4 61L5 64L7 65V67L5 68V64L3 63ZM27 61V62H28ZM69 63H68V62ZM72 61V62H71ZM75 61V62H73ZM171 61V62H170ZM179 61V62H178ZM188 61V62H187ZM192 63H190V62ZM209 61V62H208ZM212 61V62H210ZM220 61V62H219ZM229 61V62H228ZM2 62V63H1ZM63 62V63H62ZM66 62V63H65ZM168 62L170 64H168ZM175 62V63H174ZM181 62V63H180ZM194 62V63H193ZM198 62V63H197ZM218 62V64H216ZM246 62V64L244 65V63ZM256 62V63H255ZM69 66H68V64ZM153 63V64H154ZM179 63V65H178ZM201 63V64H200ZM231 63H235V64H243L244 65V69L241 71L239 70L238 74L234 72L233 69H228L229 66L231 67ZM3 64V66H2ZM25 64V65H23ZM76 64V65H75ZM205 64V65H204ZM228 64V65H227ZM30 65V64H29ZM164 65V66H162ZM177 67H175V66ZM208 65V66H207ZM224 65V68H221L220 70V66ZM24 66V68H22ZM58 66V67H57ZM62 66V67H61ZM74 68H73V67ZM172 68H170V67ZM188 66V67H187ZM210 66V67H209ZM219 66V67H218ZM228 66V68H227ZM247 66V67H246ZM60 67V68H59ZM77 67V68H76ZM163 67V68H162ZM169 67V68H168ZM253 68L255 71L254 73L252 72L251 74H249L250 76L248 78H246L247 73H248V69L249 68ZM21 68L19 71L18 69ZM37 68H39V66H37ZM57 68V69H56ZM63 68V69H62ZM181 68V71H180ZM212 68V69H211ZM219 68L218 72L217 69ZM227 70H226V69ZM3 69V70H2ZM59 69V70H58ZM66 69V70H65ZM170 69V70H169ZM174 69V70H173ZM187 69V70H186ZM190 69L191 72H190ZM215 69V70H214ZM7 70V71H6ZM16 70V71H15ZM69 70V71H68ZM171 72L172 70V74L169 72ZM177 70V71H176ZM214 70V71H213ZM4 71V72H3ZM18 71V73H17ZM56 71V72H55ZM64 71V72H63ZM66 71V72H65ZM168 71V72H167ZM188 71V72H187ZM213 73H212V72ZM231 71V72H230ZM10 72V73H9ZM14 72L16 75H14ZM50 72V73H49ZM52 72V73H51ZM176 72V74H175ZM191 74H190V73ZM234 72V73H233ZM260 72V73H259ZM4 73V74H3ZM8 73V74H7ZM186 73V74H184ZM189 73V74H188ZM220 73V75H219ZM231 73V74H230ZM3 74V76H2ZM10 74V75H9ZM13 74V75H12ZM145 74V73H144ZM167 74V75H166ZM181 74V75H180ZM214 74V75H211ZM224 74V75H223ZM228 74V76H227ZM64 75V76H63ZM171 75V76H170ZM199 75V76H198ZM223 75V76H221ZM236 75V76H235ZM238 75V76H237ZM243 75V76H242ZM10 78H9V77ZM13 76V77H12ZM187 76V77H186ZM207 76V77H206ZM216 76V79H215ZM227 79V77H229ZM254 76V77H252ZM19 77V79H18ZM185 77V78H184ZM197 77V78H196ZM212 77V78H211ZM221 77V78H220ZM245 77V78H244ZM13 78V79H11ZM23 78V79H21ZM180 78V79H179ZM189 78V79H188ZM200 80H199V79ZM232 78V79H231ZM235 78V80H234ZM242 78V79H241ZM244 78V79H243ZM251 78V79H250ZM18 79V80H17ZM186 79V80H185ZM212 79V80H211ZM219 79V80H218ZM239 79V80H238ZM241 79V81H240ZM250 79V80H249ZM253 79V81H251ZM262 79V80H261ZM16 80V81H15ZM178 80V81H177ZM183 80V81H182ZM203 80V82H202ZM215 80V82H214ZM221 80V81H220ZM231 80V81H230ZM249 80V81H248ZM64 83H68L66 82V78L64 80ZM167 81V82H166ZM175 81V82H174ZM177 81V84H176ZM187 81V82H186ZM209 81V82H206ZM227 81V83H226ZM245 81V82H244ZM248 81V82H247ZM258 81V82H257ZM21 82V84H20ZM184 82V83H183ZM189 82V83H188ZM218 82V83H217ZM252 82V83H251ZM256 82V84H255ZM63 83V84H64ZM191 83V86H190ZM209 83V84H208ZM223 83V84H222ZM16 84V86H15ZM17 84H20L17 85ZM179 84V86H178ZM185 84V85H184ZM197 84V85H196ZM204 84V85H203ZM234 84V85H233ZM252 84V85H251ZM93 85V84H92ZM90 85L91 87L89 89H93V86ZM177 85V86H176ZM199 85V87H198ZM208 85V86H207ZM213 85V86H212ZM259 85V87H258ZM263 85V86H262ZM18 86V88H17ZM183 86V87H182ZM210 86V87H209ZM235 86L237 89H235ZM16 87V88H15ZM20 87V88H19ZM197 87V88H196ZM203 87V88H202ZM209 87V88H207ZM213 87V89L211 88ZM181 88V89H180ZM187 88V89H186ZM192 88V89H190ZM211 88V89H210ZM262 88V89H260ZM17 91H16V90ZM32 89V88H30ZM35 89V90H34ZM184 89V92H183ZM226 89V90H225ZM176 90V91H175ZM186 90V91H185ZM214 94H210L211 92ZM257 90V91H256ZM61 89L58 90V94L60 93ZM92 91V90H89ZM188 91V92H187ZM193 91V93L191 92ZM214 91V92H213ZM230 91V92H229ZM238 91V92H237ZM259 91V92H258ZM262 91V92H260ZM26 92V93H24ZM177 92L179 94H177ZM223 92V93H222ZM234 92V93H233ZM258 92V93H257ZM22 93L23 96H20ZM31 93V95L28 97V95ZM196 93V94H194ZM219 93V94H218ZM233 93V94H232ZM240 94L239 96H237L236 94ZM257 95H256V94ZM259 93L260 96H259ZM263 93V94H262ZM26 94V95H25ZM94 93H91V95H93ZM191 94V95H190ZM235 94V95H234ZM91 95H85L84 100L82 101V105H84V101H86V99L91 96ZM180 95V96H179ZM211 97H210V96ZM219 95V96H217ZM227 95V96H226ZM254 95V96H253ZM263 95V96H262ZM62 97V99L64 98L63 95L60 93L59 95H57L58 97ZM231 96V97H230ZM233 96V97H232ZM249 96V97H248ZM251 96V97H250ZM19 97V98H17ZM21 97V98H20ZM59 97V98H60ZM66 97V96H65ZM224 97V98H222ZM229 97V98H228ZM239 97V98H238ZM26 100V102L22 103V99L23 101ZM102 98H104L102 100ZM132 98V99H131ZM234 98V99H233ZM246 98V99H245ZM253 98V99H252ZM255 98V99H254ZM100 99V100H99ZM131 99V100H130ZM232 99V100H231ZM256 99L261 100V101H257ZM61 100V99H60ZM134 100V101H132ZM137 100V103H136ZM224 100V101H223ZM31 101V102H29ZM105 101V102H104ZM131 101V103H130ZM234 103H231L233 102ZM251 101H254L251 102ZM125 102V101H124ZM132 102H134V105L132 104ZM218 103V104H217ZM250 105H249V104ZM259 103V104H258ZM263 103V105L261 104ZM24 104V105H21ZM109 104V105H108ZM133 106H132V105ZM254 104V106H253ZM28 105V106H27ZM56 105V107H55ZM237 105V106H236ZM259 105V106H258ZM232 106V108H231ZM248 106V107H247ZM30 107V108H28ZM235 107V108H234ZM259 107V108H258ZM132 108V109H131ZM135 108L137 110H135ZM173 108V109H172ZM222 108V109H221ZM229 108V109H227ZM251 108V110H250ZM254 108V110H253ZM258 108V109H257ZM34 109V111H32ZM139 109V110H138ZM168 109V110H167ZM216 109V110H215ZM232 109V110H231ZM239 109V110H238ZM248 109V110H247ZM260 109V110H259ZM262 109V110H261ZM124 110V111H123ZM257 110L259 112H257ZM69 111V112H68ZM109 111V112H108ZM124 113H123V112ZM126 111V112H125ZM165 111H167V113H165ZM181 111V115L178 116L177 113ZM216 111V112H215ZM231 111V112H230ZM246 111V112H245ZM254 111V112H253ZM16 112V113H15ZM38 112V113H37ZM75 112V113H74ZM175 112V113H174ZM229 112V113H228ZM235 114H233V113ZM249 112V113H248ZM253 112V113H251ZM256 112V113H255ZM262 112V113H260ZM33 113V114H32ZM140 113V114H138ZM174 115H173V114ZM217 113V114H216ZM244 113V114H243ZM247 113V115H246ZM60 114V115H59ZM121 114V116H120ZM237 114V115H236ZM251 116H249V115ZM257 114V115H256ZM59 117V119H57V116ZM123 115V116H122ZM254 115V117H253ZM214 116V117H213ZM261 116H262V120H261ZM62 117V118H60ZM121 117V118H120ZM124 117V118H123ZM168 117V118H167ZM216 117V118H215ZM232 117V118H231ZM243 117V118H242ZM245 117V118H244ZM249 117V118H248ZM256 117V118H255ZM33 118V119H32ZM37 118V119H36ZM87 118V119H86ZM92 118V119H91ZM116 118V119H115ZM167 118V119H166ZM213 118V119H212ZM231 118V120H230ZM236 118V119H235ZM247 118V119H246ZM134 119V120H133ZM154 119V117L152 116V120ZM173 119V120H172ZM246 119V121H245ZM250 119V120H249ZM259 119V120H257ZM59 120V122H58ZM62 120V121H60ZM121 120V121H120ZM132 120V121H131ZM164 120V121H163ZM196 120V121H195ZM221 120V121H219ZM250 122H249V121ZM261 120V121H260ZM216 121V122H215ZM218 121V123H217ZM241 121H244L243 124L241 123ZM263 121V123H262ZM52 122V123H51ZM144 122V123H143ZM171 122V123H170ZM225 122V123H223ZM247 122V123H246ZM259 122V123H257ZM51 123V125L49 124ZM63 123V124H62ZM178 123V124H177ZM185 123V124H184ZM217 123V124H215ZM253 123V124H251ZM262 123V125H260ZM79 124V125H77ZM187 124V125H186ZM192 124V125H191ZM204 124V125H203ZM240 124L242 126V128L240 127ZM73 125V126H72ZM98 125V124H97ZM168 125H172L175 129L180 128L179 131V139H178V143L179 146L182 145V153L179 152L178 149H175L173 147V145L170 144L169 140H168ZM186 125V127H185ZM191 125V126H190ZM208 125V126H207ZM212 125V126H211ZM197 126V127H196ZM204 126V127H203ZM189 127V128H188ZM194 127L196 129H194ZM201 127V128H200ZM237 127V128H236ZM239 127V128H238ZM245 127V128H244ZM35 129V127H33ZM54 128V130H53ZM158 128V129H157ZM246 128H248L246 130ZM250 128V129H249ZM93 129V128H92ZM163 129V130H162ZM236 129V130H235ZM254 129V130H253ZM260 129V132L258 131ZM108 130V131H107ZM128 131L129 136L128 137H122V134L120 133L121 131ZM133 130V131H132ZM192 130V131H190ZM197 130V131H196ZM202 130V131H201ZM211 130V132H210ZM217 130V131H216ZM235 130V131H234ZM55 131V132H54ZM110 131V133H109ZM115 131V132H114ZM199 131V132H198ZM201 131V132H200ZM244 131V132H242ZM249 131V132H248ZM105 132V133H104ZM132 132V133H131ZM155 132V133H154ZM160 132V133H159ZM186 132V133H185ZM235 132V134H234ZM247 132V133H246ZM263 132V134H262ZM52 133V134H51ZM167 133V135H166ZM184 133V135H183ZM131 134L133 136H131ZM155 134V135H154ZM200 134V135H199ZM209 134V135H208ZM240 134V135H239ZM249 134V135H248ZM54 135V136H53ZM148 135V136H147ZM198 135V137H197ZM247 135V136H246ZM158 136V137H157ZM160 136V137H159ZM184 136V137H183ZM200 136V137H199ZM225 136V138H224ZM262 136V139H261ZM133 137V139H132ZM190 137V138H189ZM207 137V138H206ZM241 137V138H240ZM242 137L244 139H242ZM259 137V138H258ZM51 140H50V139ZM255 138V139H254ZM125 139V140H124ZM130 139L132 141H130ZM159 139V140H158ZM128 140V141H127ZM184 140V141H182ZM255 140V142L253 141ZM187 141V142H186ZM200 141V142H199ZM237 141V142H236ZM30 141L29 143L31 144H27V149L28 151H30V155H32V158L35 162L39 161V157L40 153L42 151H47L49 152V150L46 149H42V147L40 148L35 142ZM163 142V143H162ZM186 142V143H185ZM198 142V143H197ZM253 142V144H252ZM210 143V144H209ZM248 143V144H247ZM257 145H256V144ZM261 143V144H260ZM167 144V145H166ZM212 144V145H211ZM216 144V146H215ZM37 145V146H36ZM185 145V146H183ZM213 146L212 148L210 146ZM235 145V146H233ZM240 145V146H239ZM252 145V146H251ZM30 146V147H29ZM96 146H100V144H97ZM218 146V147H217ZM256 146V147H255ZM259 146V147H258ZM38 149H37V148ZM191 147V148H189ZM193 147V148H192ZM240 147V148H239ZM35 148V149H34ZM136 148V149H135ZM209 148V149H208ZM235 148V150H233ZM159 149V150H158ZM213 149V150H212ZM250 149V151H249ZM253 151H252V150ZM256 151H255V150ZM38 150V151H37ZM151 150V151H150ZM165 150V151H164ZM209 150V151H208ZM226 150V151H225ZM161 151V152H160ZM191 151V152H189ZM205 151V152H204ZM213 151V152H212ZM149 153V154H148ZM190 153V154H189ZM250 153V155L248 154ZM255 153L257 154L255 156ZM243 154V155H242ZM248 154V155H247ZM254 154V156H253ZM151 155V156H150ZM153 155V156H152ZM259 155V156H258ZM139 156V157H138ZM242 156V157H241ZM249 156H251L249 158ZM253 156V157H252ZM258 156V157H257ZM10 157V156H9ZM149 157V158H148ZM153 157V158H152ZM187 157V159H186ZM199 157V158H198ZM140 158V159H139ZM152 158V159H151ZM202 158V159H201ZM239 158V160H238ZM147 159V161H146ZM189 159V160H188ZM199 159V160H198ZM216 159V160H215ZM203 161V162H202ZM250 161V162H249ZM199 162V164H198ZM202 162V163H201ZM226 162V163H225ZM10 163H13V161H11ZM206 163V164H204ZM235 163V165H234ZM248 163V164H247ZM255 163V164H254ZM257 163V164H256ZM49 164V165H48ZM54 164V165H53ZM163 164V165H162ZM177 164V165H176ZM198 164V165H197ZM224 164V165H223ZM147 165V166H146ZM151 165V166H150ZM254 165V167H253ZM48 166V167H47ZM59 164L57 163H53L50 160H48V163L46 162V164H44V169L46 172V176L49 177L51 175V171H53L52 169H55L54 167H57L59 169ZM146 166V168H145ZM199 166V167H198ZM231 166V168H230ZM246 167L247 170V179L249 185H243L240 184L238 185V189H237V185H233V175L238 174V172H240L242 167ZM250 166V167H249ZM149 167H151L149 169ZM198 167V168H197ZM134 168V169H133ZM230 168V169H229ZM257 168V169H256ZM142 169V170H141ZM148 170L146 172V170ZM155 169V170H154ZM193 169V170H192ZM185 170V172L183 171ZM190 170V171H189ZM227 170V171H225ZM138 171H141L142 174L141 176L138 175ZM192 171V172H191ZM213 171V172H212ZM253 171V172H252ZM111 172V171H110ZM109 172L108 177L106 178L107 181H105L104 186L102 185V191L104 192V197L102 198L101 202L97 204V214L96 216H98L99 219L103 218L102 223H104L105 219L107 218V220L111 221L113 224L115 223V221L113 220V217L117 219V222L114 224V227L116 229V234L114 239L118 241V238H120L121 240L120 245L121 247L127 246L126 243V239L127 236L124 234V229H125V222L124 220L119 216L118 211L115 210V205H113V201L110 199L109 197V192L105 190L108 185H111V183L114 181V175L116 173L119 172V170H114V172L112 171L111 174ZM136 172V174H135ZM154 172V174H153ZM159 172V173H158ZM197 172V173H196ZM216 172V173H215ZM221 172V173H220ZM252 172V173H251ZM209 173V174H208ZM36 174H39V171L36 170ZM50 174V175H49ZM147 174V175H146ZM218 174V175H217ZM112 175V176H111ZM231 175V176H230ZM262 177H261V176ZM135 176V177H134ZM250 176V177H249ZM253 176V177H252ZM142 177V178H141ZM230 177V178H229ZM199 178V179H198ZM210 178V179H209ZM222 178V179H221ZM133 179V180H132ZM137 179V181H136ZM210 181H209V180ZM129 180V181H128ZM185 180V181H184ZM215 180V181H214ZM256 180V181H255ZM139 181V182H138ZM142 181V184L140 183ZM209 181V182H208ZM255 181V183H254ZM185 182V183H184ZM217 182V183H216ZM244 182H246V179L244 180ZM259 182V183H257ZM261 182V183H260ZM141 184V185H138ZM178 183V184H177ZM259 187H258V185ZM155 184V183H154ZM214 184V186H213ZM218 187H217V186ZM254 185V187H253ZM188 189H187V188ZM262 187V188H261ZM134 188V189H133ZM176 188L174 187L173 190H176ZM186 188V189H185ZM200 188V189H199ZM241 188V189H240ZM254 188V189H252ZM210 189V190H209ZM257 189V190H256ZM260 189V190H259ZM221 190V191H220ZM225 190V191H224ZM229 190V191H228ZM234 190V191H233ZM251 190V191H250ZM256 190V191H255ZM262 190V191H261ZM228 191V192H227ZM245 191V192H244ZM194 192H196V196H194ZM213 192V193H212ZM222 192H224L222 194ZM249 192V193H248ZM252 192V193H251ZM254 192V193H253ZM132 193V194H131ZM190 193V195H189ZM215 193V194H214ZM221 193V194H220ZM246 193V194H245ZM208 194V195H207ZM210 194V196H209ZM220 194V195H219ZM230 194H232V197L230 196ZM234 194V195H233ZM236 194V195H235ZM243 194V195H242ZM254 194V195H253ZM259 194V195H258ZM262 194V195H261ZM223 199H222V196ZM239 195V197H238ZM241 195V197H240ZM4 196V191L2 189H0V197ZM204 196V197H203ZM207 196V197H206ZM228 198H226V197ZM237 196V197H236ZM244 196H247L244 198ZM256 196V197H255ZM200 197V198H199ZM219 197V198H218ZM236 197V198H235ZM87 198V200H86ZM197 198V200H196ZM210 198V201L208 202ZM238 198V199H237ZM256 198V200H255ZM259 198V199H258ZM219 199V200H218ZM237 199V200H236ZM246 199V200H245ZM258 199V200H257ZM262 199V201L260 200ZM201 200V201H200ZM227 200V201H226ZM229 200V202H228ZM235 200L237 202H235ZM245 200V202H244ZM254 200V203L252 202ZM90 201L88 195H86V197L84 198V200L82 201V203L87 202L85 204H88V202ZM103 201V202H102ZM214 201H217V204H213ZM250 201V202H249ZM262 203L260 205V202ZM195 202V203H194ZM199 202V203H198ZM223 202V203H222ZM235 202V203H234ZM252 202V203H251ZM204 203V204H203ZM234 203V204H233ZM250 203V205H249ZM148 206H153L155 208H157L158 210V214L160 215L159 221L164 222L166 220L167 217H171L174 215L175 213V208L170 205L165 203V207H163V204L161 203H155L152 201H149ZM150 204V205H149ZM157 204V205H156ZM202 204V206H201ZM221 204V205H220ZM225 206H224V205ZM247 204V205H246ZM259 204V205H258ZM105 208H104V206ZM195 205V206H194ZM214 205V206H212ZM222 205L225 207H222ZM227 205V206H226ZM249 205V206H248ZM253 205V206H252ZM263 205V210L262 208L259 206ZM206 206V207H204ZM103 207L102 210H100ZM159 207V208H158ZM202 207V208H201ZM208 207V208H207ZM242 207V209H243ZM254 207V208H253ZM256 207V208H255ZM163 208V209H161ZM217 208V209H216ZM221 208V209H220ZM229 210H228V209ZM251 208V209H250ZM257 208L259 210H257ZM105 209V210H104ZM173 209V210H172ZM195 209V211H194ZM216 209V210H215ZM223 209V210H222ZM227 209V210H226ZM236 209V210H235ZM249 212H247V210ZM99 210V211H98ZM106 210H108V212H110V214L107 212V215L109 214L111 216V219L108 218L109 216L106 215ZM255 210V211H254ZM103 211H105V214L103 213ZM197 211V212H196ZM208 211V212H207ZM227 211V212H226ZM234 211V212H233ZM237 211V212H236ZM249 213L246 214V212ZM258 211V213H257ZM80 211L75 209L73 211H71L68 215L67 218V224L66 226V231H67V245L65 247H63V249L61 248V250H59L61 254H59L60 256L62 255V257H60V259L62 258L64 261L62 262L63 264H82L81 261L77 260V252L80 248V244H81V239H80V235H79V230H78V224H79V218H80ZM169 212V213H168ZM219 212V213H218ZM222 212H225L222 213ZM262 212V213H261ZM73 213V214H72ZM162 213V215H161ZM211 213V214H210ZM260 213V214H259ZM104 215L105 217H101L100 215ZM113 214V215H112ZM197 214V215H196ZM215 214V215H214ZM230 214V216L228 217V215ZM202 215V216H201ZM227 215V216H226ZM246 215V216H245ZM255 218H254V216ZM260 215V217H259ZM100 216V217H99ZM214 216V217H213ZM220 216V218H222L220 221L218 217ZM191 217V219H190ZM202 217V218H201ZM188 218L190 220H188ZM196 218V219H195ZM213 218V219H212ZM248 218L250 220H248ZM9 219V216L7 217V220ZM115 219V220H116ZM164 219V220H163ZM209 219V220H206ZM231 220V223H229V221ZM233 219V221H232ZM245 219L247 221H245ZM255 219V221H254ZM188 220V221H187ZM70 221V222H68ZM99 223L101 220H98ZM135 221L133 222V224L136 226ZM223 221L225 222V225L227 226V229L225 227V225L220 224L223 223ZM195 222V223H193ZM214 222V223H213ZM255 222V223H254ZM71 223V225L69 224ZM118 223V225H116ZM247 223V224H246ZM70 225V226H69ZM104 225V224H103ZM103 225L101 228L100 225V229L103 230ZM195 225V226H194ZM224 227H221V226ZM263 225V226H262ZM193 226V227H192ZM213 226V227H212ZM231 226V227H230ZM238 226V227H237ZM254 226H258L256 228H254ZM261 226V227H260ZM189 228V229H188ZM205 228V229H204ZM218 228V229H217ZM224 228V229H223ZM248 228V231H247ZM252 228H254L252 230ZM258 228V230H257ZM137 229V228H136ZM134 230L133 231V235H132V239L134 241V239H138L135 240V248L134 250H132V253L130 252L131 250L127 249V247H123L125 249H123L124 251L126 250L130 256H134V251H136L139 257V262H142L140 264H170L169 260L165 259V255L168 252V249L166 248V244H164L165 242L162 240V238L158 235H154L151 236L148 240H145L144 235H142V232L139 230ZM221 229V230H219ZM234 229V230H233ZM261 229H262V233H261ZM77 230V231H76ZM187 230V231H186ZM194 230V231H193ZM233 230V232H232ZM241 230V231H240ZM257 230V231H256ZM72 231V232H71ZM205 231V232H204ZM210 231V230H209ZM226 231V232H225ZM71 234H70V233ZM71 236H69V234ZM138 233V238L136 237ZM205 233L207 235H205ZM228 233V234H227ZM235 233V234H234ZM211 234V237L213 236ZM232 234V235H231ZM255 234V233H254ZM29 235H31V237H35V235L33 234V232H30ZM238 235V237H237ZM30 237V236H29ZM71 239H70V238ZM234 237V238H233ZM8 237V247L12 249V251H18L19 248L21 249V251L26 252L28 249L25 246L24 240L26 241V237L21 236L19 239L17 240H11V238ZM69 238V239H68ZM10 240V241H9ZM159 240V241H158ZM116 241V242H117ZM125 243H124V242ZM12 242V243H11ZM141 242V243H140ZM164 242V243H162ZM12 245H11V244ZM15 243V244H14ZM20 243V244H19ZM122 243V244H121ZM149 244V245H148ZM118 245V243H117ZM15 248H14V247ZM17 246V247H16ZM20 246V247H19ZM149 246V247H148ZM261 246H262V241H261ZM142 247V248H141ZM242 247V248H241ZM65 248V249H64ZM166 248V249H165ZM160 249V250H159ZM240 249V251H239ZM261 249H263V247H261ZM259 250L258 253H256V257L252 259H250L249 257H247L246 259H244L245 263L244 264H262L263 261V253H264V249L263 250ZM69 250V251H68ZM166 250V251H165ZM152 251V252H151ZM237 251V252H236ZM159 252V253H158ZM153 253V254H152ZM227 254V255H226ZM260 254V255H259ZM232 256V257H231ZM260 256V257H259ZM142 257V258H141ZM158 257V258H157ZM258 257V259H257ZM65 258V259H64ZM228 260V261H227ZM255 260V262H254ZM151 261V262H150ZM252 261V263H251ZM80 262V263H79ZM225 262V263H224ZM106 264L105 261H103L102 259H99L97 261V264Z\"/></svg>",
  "mask_w": 264,
  "mask_h": 264
}]
</instances>
